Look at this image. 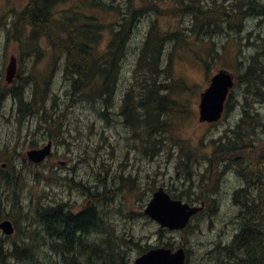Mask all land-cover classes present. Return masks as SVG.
<instances>
[{"label":"rangeland","instance_id":"374dc122","mask_svg":"<svg viewBox=\"0 0 264 264\" xmlns=\"http://www.w3.org/2000/svg\"><path fill=\"white\" fill-rule=\"evenodd\" d=\"M27 1L0 0V91L6 86L3 77L8 59L14 55L18 60L20 76L34 75L42 86L47 82L44 99L47 101L46 106L52 108V114L49 111L44 112L43 109L40 111L41 104L32 114L20 116L16 102L0 92V166L5 161H11L15 169H8L20 172L21 177L16 194L13 195V190L11 192L12 200L3 197L0 200V212L3 215L7 213L8 218L18 223L21 229L16 237L6 240L7 245H20L24 242L31 247L39 264H62L60 258L41 240V230L37 226H28L32 210L37 204H45L47 200L69 205L75 200L84 202L86 194L83 190L78 186V190L68 188V180L74 178L69 172L76 164V173L84 177L82 182L86 187L95 184L94 191H102L105 187V200L96 207L107 221L105 226L111 237L108 244L122 257V261L119 259L120 263L114 258L107 264H132L143 253L142 249L146 251L164 247L171 250L183 247L187 252V264H215L217 260L222 264H232L231 260L219 252V243L225 237L230 238L237 228L234 218L237 208L232 201V195L244 184L238 176L240 171L237 167L238 174L230 172L220 176L225 178L216 199L214 198L218 211L197 216L184 231L161 229L156 222L143 214V209L152 193L160 187L170 195H182L181 200L184 202H187L186 196H190L192 204L200 203H195L194 195L200 190L205 191L210 178L205 175L203 184L197 183L199 172L205 168L204 158L211 154L213 142L220 138L225 139V135L239 124L242 119V106L254 119L240 123L243 125L241 132L245 131V124L251 121L253 127L249 130L253 129L254 132L251 133L250 140L258 149H264V85L257 82L249 86V93H246L247 85L243 80H237L245 73L251 57L257 52L264 53V17L247 18L239 32L227 29L210 37L190 35L187 40L188 48L178 46L174 50L172 42L166 43L163 65H168L172 79L180 81L187 88L185 92L176 91L171 96L174 101L185 106L190 117H170L169 133L158 137L159 147L144 151L143 142L131 139L129 130L123 123L120 101L131 84L136 87L133 71L154 17L146 16L137 22L127 44L125 57L121 61L113 108L102 119L98 113L100 108H94L92 103L72 95L64 72L65 57L59 50L46 41L40 42V46L27 45L31 30L26 29L18 36L15 27L7 25L16 21V14L25 7ZM109 1L102 0L106 4ZM133 2L136 8L140 4V0ZM74 6L80 4L72 2L70 5L60 6L59 10ZM84 11L107 27L117 21V16L111 13L95 12L92 8ZM156 25L158 30H181L188 34L191 21L189 17L181 20L164 18L159 19ZM107 33L109 37L107 31L103 37ZM15 35L18 37L17 41ZM105 40L101 39L100 50L103 49ZM39 47L41 54L36 51ZM220 68L231 72L237 80L230 96L231 108L218 123L203 125L197 121L198 96L205 87V76L209 79ZM25 93L29 101L32 88L26 87ZM100 105H104V102ZM54 113H59L60 116L53 117ZM43 114H48L49 118L45 119ZM36 119L38 125L35 124ZM53 121L60 122L61 126L60 135L52 136L58 142L53 147V157L38 167L23 164L22 158L26 150H30L32 145L40 146L46 142L45 139L49 137V124ZM78 156L81 161H72ZM243 157H240L246 161L243 164H248L253 158ZM61 162L65 164L61 165ZM88 165L95 167L93 176ZM188 172L191 173L192 182L185 179ZM198 185L201 186L200 189ZM255 195L253 192V196ZM77 249L79 251V247ZM10 264L34 263L12 260Z\"/></svg>","mask_w":264,"mask_h":264},{"label":"trees","instance_id":"16d2710c","mask_svg":"<svg viewBox=\"0 0 264 264\" xmlns=\"http://www.w3.org/2000/svg\"><path fill=\"white\" fill-rule=\"evenodd\" d=\"M72 2H77L80 6L59 10L60 6L70 5ZM87 8H92L95 12L116 15L117 21L114 25L111 24L107 27L101 24L96 17L88 16L84 11ZM146 16H152L155 20L151 23L146 42L139 51L133 71V79L138 89L131 84L128 91L123 94L125 97L121 105L123 123L129 130L131 139L142 141L144 151L155 150L159 147L158 137L169 133L168 120L170 117H190L185 106L174 101L171 96L176 91L185 92L187 88L180 81L172 79L168 65H163V51L166 43L172 42L174 44L172 48L176 50L178 46L188 48L187 40L190 35L199 36L200 34L210 37L222 30L225 32L227 29L239 32L242 23L247 18L264 17V0H140L137 8L133 0H122V2L110 0L107 4L102 0H28L23 10L16 15L14 23L18 36H21V33L26 29L31 30L27 45L35 46L46 41L64 55V72L70 82L69 87L72 95L100 108L99 116L105 119L107 105L117 92V80L121 61L126 54V45L137 22ZM184 17H189L191 21L188 34H184L181 30L174 32L158 30L156 27V22L159 19L181 20ZM106 31L110 35L106 45L100 50L101 39ZM17 38L15 35L16 41ZM36 51L40 50L36 49ZM38 54H41V51ZM168 59L170 61V58ZM263 59L264 53L257 52L251 57L250 64L242 75L243 82L247 85L246 93H249V86L257 82L264 85ZM28 86L32 88V97L28 102H25L23 96H28L25 93V88ZM4 87L0 92L11 94L17 100L18 112L23 116L32 114L38 109L40 102L38 96H42V109L50 108L45 105L44 99L48 88L47 82L42 86V83L34 75L28 74L26 77H22L18 74L17 81L11 88L7 85ZM102 102L104 105H100ZM47 115L43 114L45 119L49 118ZM57 116L59 115L53 117ZM248 119L253 120L254 117L247 116L246 113L241 124L246 123ZM241 124L229 131L225 135V139L220 138L219 141L212 143V152L208 157L210 166L219 165L215 161H223L222 159L239 163L242 156H244L243 158H264V149H258L250 140L251 133L254 132L253 129L249 130L253 127L251 121L245 124L244 132H241L243 126ZM262 126L264 127V124ZM60 127V122L53 121L52 124H49L48 134L50 136L59 135ZM249 166L257 167L258 164L252 163ZM8 167H12V165H7L5 170L0 166V200L2 197L12 200L10 199L12 190L13 195L16 194V190L21 184L20 172L15 171V168L8 169ZM215 172L216 170L210 174L211 178ZM254 172L257 173V168L241 177L246 187L253 184L258 189V198L252 199L246 191L236 192L233 198L239 209L240 231L234 237L232 244L220 249L228 256L232 264H261L264 261V238L262 234L260 236L257 234V232H264V218L262 217L264 186L261 184L260 176H252L251 173ZM200 178L203 182L204 176L202 175ZM185 179L192 181L190 172L187 173ZM79 187L82 189V186ZM215 187L218 189V186L215 185ZM104 188L102 191H95L91 196L94 202L93 210L90 209L94 214V220L91 223L87 224V219L81 217L69 216V219L65 221H60L62 218H57L65 226L69 235L78 231L85 234L84 238L82 234H79L69 237V240L63 242L64 244L53 243L50 245L62 264H94L98 262L107 264L111 263L114 258L119 263L120 260L122 261V257L114 250V247L108 244L111 237L105 229V221L96 207L97 204L105 200ZM82 190L87 191L86 187ZM16 198L17 195L14 196V201ZM54 212H57L55 207L45 209L36 207L33 220L36 222L50 220L48 215L54 216ZM85 212L87 211L85 210ZM257 215L260 216V227L257 223L254 230L255 235L252 236L250 218ZM0 218H8V214L3 215L0 212ZM51 219L55 220V216ZM20 231L21 229L18 230V232ZM77 247H79V251ZM12 260L39 264L28 244L21 242L20 245L8 246L6 239L0 235V264H10Z\"/></svg>","mask_w":264,"mask_h":264},{"label":"flooded vegetation","instance_id":"af4514ba","mask_svg":"<svg viewBox=\"0 0 264 264\" xmlns=\"http://www.w3.org/2000/svg\"><path fill=\"white\" fill-rule=\"evenodd\" d=\"M8 11H11V13H13L12 9H9ZM7 25H9V24H7ZM219 70L220 69H218L217 71H219ZM217 71L215 73H217ZM209 80H210V78L207 79V77L205 76V87L201 91V94H203L206 91V89L208 87V84H209ZM232 90L229 92L228 98H227L226 103H225V107H226V111L227 112L230 111V108H231L229 106L230 105L229 96H232V94H233ZM8 97H11V99L14 102L17 101L13 96H8ZM39 99L42 101V96H40ZM120 104H121V101H120ZM17 111H18V109H17ZM224 112H225V110H224ZM244 113H245V109L242 108V116L244 115ZM256 113H258V112H256ZM39 123L41 124V120H39ZM35 124L38 125V120L37 119H36ZM46 142H51L52 143V147H54V145L57 144L55 141H53L52 139H49V138L46 139ZM40 147H42V144L40 145ZM52 157H53V149H52V152H50V155L48 156V158L46 160H48V159H50ZM204 160H205V162H204V164H205V168L204 169L205 170L203 169L202 172H199L200 176H202V175L203 176H205V175L211 176L210 174H212L213 171L216 170V172L214 173V176L212 178L211 177L209 178L208 185H207V187H205V191L200 190L199 193L194 195L193 200H196L195 203L196 202H200V203L192 204L193 202L191 203L190 196H186L188 199L186 200L187 202H185V203H187L191 207H202L200 212L197 213L194 217H192L190 219V222L194 218H196L197 216H201L203 214H207V215L208 214H214L215 212L218 211V205H214V198L216 199L217 192H218V190H220L219 187H220V185L222 184V181L225 178V177L221 178L220 176L227 175L230 172H235L236 174H238L235 167H237L239 169L240 172H239L238 176H240V178L242 180H243V178L241 176L246 175L250 170L255 171V169L257 168V173L254 172V173H251V174H252V176H254V175L260 176L261 184L264 186V158L258 159V158L253 157L251 161L250 160L248 161L249 162L248 164L240 163L241 161L242 162L245 161L244 159H240L241 161L239 163H237L235 161H234L235 163L230 162V161H228L229 159H222L223 161H221V160L215 161V162H217L219 164V165H216V166H210V163H209L210 158L207 157V158H204ZM72 161H74V162L81 161L80 156L74 157ZM252 163H257L258 166L257 167L249 166ZM63 164H65V162H63V163L61 162V165H63ZM75 165L72 167V171L69 172L70 174L74 175V178H71V183L74 184V185H77V184H82L83 185L82 179L84 177H81V176H79L76 173V169H75L76 166ZM88 168L90 169L91 176H93L94 172H95V167L93 165H88ZM217 174H219V175H217ZM200 176L198 177L199 180L197 181V183L200 182V185H202L204 180L202 182ZM76 179H77V181H75ZM211 181H213V183H211ZM74 185H73V187H74ZM200 185H198L199 189L201 188ZM215 185L218 186V189L215 187ZM84 187H86V185H84ZM74 189L78 190L77 187H74ZM86 189H87V191H86L87 194L84 196V202L83 203H80V202H78V200H75L72 205H68L67 203L58 202L62 206H57V205H55V201L47 200L48 202H46L45 204H42V209H45V208H48V207H55L57 209V212H54L55 220L51 219V218H54V216H51L49 214L48 218L50 220L43 221V222L41 220L38 224L30 223L28 228H31L32 226H37L41 230V240L46 242L47 245H51L53 243L64 244L63 242L69 240V237L77 236L79 234H82L83 238H84L85 234L80 233L79 231L73 233V235H69V233H67L66 230H65V226L62 225L57 220V218H62L60 221H65V220L69 219L68 218L69 216H71L73 218L81 217L83 219H85V218L87 219L86 220L87 224L91 223L94 220V214L92 212L94 202H93V199H92L91 196H93V194L95 192L94 191L95 184H92V185L89 184V187H86ZM239 190L248 192L249 196L252 199L258 198V191H257L258 189L255 188V186L253 184H251L250 187H246L245 182H244L243 185H241V187L239 189H237V190H235L233 192L232 201L234 203V206L237 208V213L235 214V217H234L235 220H236V223H237V228H236L234 234L230 238L225 237L224 239H221V242L219 244H220V247H223V248L229 246L230 244H232L233 241H234V237L240 231V226L241 225H240L239 218H238L239 217L238 216V210L239 209H238V206L236 205V203L234 201V198H233L234 195L236 194V192L239 191ZM253 192L256 193L255 196H253ZM263 203H264V201H263ZM90 209H92V210H90ZM85 210L87 212H85ZM262 211H263L262 217L264 218V204L262 206ZM250 220H251L250 221V229L253 230L251 235L253 236V235H255L254 230L256 229V224L257 223H258V227H260L259 226L260 216L259 215L252 216L250 218ZM260 223H261V221H260ZM263 224H264V221H263ZM263 230H264V227H263ZM257 234H258V236H260L262 234V237L264 238V232H257ZM187 258L188 257L186 256V264H187ZM215 264H222V262L217 261V263H215ZM261 264H264V261Z\"/></svg>","mask_w":264,"mask_h":264},{"label":"water","instance_id":"95a60500","mask_svg":"<svg viewBox=\"0 0 264 264\" xmlns=\"http://www.w3.org/2000/svg\"><path fill=\"white\" fill-rule=\"evenodd\" d=\"M17 72V61L14 56L9 58L5 69V82L11 84ZM233 87L232 76L226 71H220L212 77L208 89L199 96L198 122H217L222 114L224 102L230 88ZM50 152V144L40 150H31L26 153L28 160L34 163L42 162ZM201 208L190 207L180 200L172 199L162 188L155 191L146 205L143 213L151 220L156 221L161 228L182 230L189 219ZM0 229L6 235L13 233L9 221L0 223ZM185 253L183 248L172 252L165 248L151 249L138 257L134 264H184Z\"/></svg>","mask_w":264,"mask_h":264},{"label":"bare ground","instance_id":"6f19581e","mask_svg":"<svg viewBox=\"0 0 264 264\" xmlns=\"http://www.w3.org/2000/svg\"><path fill=\"white\" fill-rule=\"evenodd\" d=\"M28 117V116H27ZM24 118V117H23ZM36 146V145H35ZM40 147V146H39ZM18 224V223H17ZM248 226H249V224H248ZM247 238V237H246ZM249 246V245H248ZM219 249V248H218ZM225 250V249H224ZM232 251H233V249H232Z\"/></svg>","mask_w":264,"mask_h":264}]
</instances>
